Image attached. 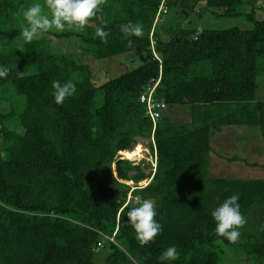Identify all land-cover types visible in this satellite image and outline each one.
Returning <instances> with one entry per match:
<instances>
[{
	"label": "trees",
	"instance_id": "1",
	"mask_svg": "<svg viewBox=\"0 0 264 264\" xmlns=\"http://www.w3.org/2000/svg\"><path fill=\"white\" fill-rule=\"evenodd\" d=\"M161 1L106 0L97 12L106 25L93 18L82 31H50L26 43L23 11L44 0H0V66L10 70L0 78V264H95L101 251L102 264H230L227 250L264 260V179L213 177L210 156L219 142L213 147L211 136L225 127H256L264 146L257 96L264 3L165 0L155 21ZM171 11L182 20L165 21ZM194 13L244 18L252 28L192 27ZM128 22L141 24L143 36L125 38L120 25ZM97 27L109 32L106 44ZM64 38H74L76 54L52 50L51 40ZM123 54L139 66L100 85L78 58ZM68 80L76 92L57 105L52 82ZM156 81L154 98L165 111L154 127L139 97ZM180 108L188 121L166 114ZM139 141H148V174L140 162L116 156ZM213 158L224 169L236 162L264 167L238 156ZM129 193L152 200L162 225L143 247L127 224V211L137 206ZM233 194L247 221L236 243L215 233L211 216ZM173 245L179 258L159 260Z\"/></svg>",
	"mask_w": 264,
	"mask_h": 264
},
{
	"label": "clouds",
	"instance_id": "2",
	"mask_svg": "<svg viewBox=\"0 0 264 264\" xmlns=\"http://www.w3.org/2000/svg\"><path fill=\"white\" fill-rule=\"evenodd\" d=\"M105 3L106 0H44L43 4L35 3L23 11L27 26L22 29L21 35L26 43H31L33 40L41 39L45 33L52 30L58 32L82 31L93 18L100 19L101 25H106L108 21L102 17H97L100 6ZM45 8L48 9L50 15L45 13ZM120 29L125 38L143 36V26L141 24L128 22L127 24H121ZM200 31L202 29H198L197 35ZM95 35L103 43H107L109 32L105 31L104 27H97ZM131 44L132 41L129 40L128 45L131 46ZM9 71L7 67L0 66V78H6ZM52 88L57 105L63 104L66 98L73 96L76 92V85L72 80H68L63 84L59 81H53ZM116 156L122 157L123 155L119 152ZM129 198L134 199L137 206L127 211V224L132 226L136 233V239L143 247L152 242L161 233L162 225L155 219L157 213L152 200L142 199L140 195L132 196L131 193H129ZM238 200V194L226 197L211 212L216 224L215 233L226 238L230 243L238 242L241 235L239 229L247 222L240 211ZM105 238L108 240V237ZM178 258L179 252L174 245L167 247L158 257L161 261H174Z\"/></svg>",
	"mask_w": 264,
	"mask_h": 264
},
{
	"label": "rangeland",
	"instance_id": "3",
	"mask_svg": "<svg viewBox=\"0 0 264 264\" xmlns=\"http://www.w3.org/2000/svg\"><path fill=\"white\" fill-rule=\"evenodd\" d=\"M264 3V0H255V6ZM45 13H48V9L45 8ZM50 15V13H48ZM184 18V15L181 16ZM263 15L258 19H263ZM178 20H182L178 17L175 11L169 12L168 15L165 16V21L168 22H177ZM189 21H191L190 26L198 27V28H206V29H229V28H239V29H251L252 24L247 22L244 18H214L209 13L197 15H190ZM87 25H92L87 24ZM185 26H189L187 22L184 24ZM56 31V30H52ZM58 32V31H56ZM74 38H64V39H52L51 46L52 50L57 53H72L76 54L78 52L77 47L75 46ZM76 58V56H75ZM79 58L84 64H87L92 72H93V83L95 85H100L109 79H112L118 75L125 73L131 69L139 66L140 62L131 58L130 54H123L117 57L109 58V59H94L89 56H85L84 58ZM76 58V59H78ZM257 96L258 99L263 101L264 103V75H260L257 79ZM7 103H4L3 106H6ZM166 114L175 122H186L188 121V114L185 109H174L173 111L166 112ZM18 133H21V129L16 128ZM220 131V132H219ZM215 132L211 136V144L213 146L214 141H219L217 148L213 150V154L211 152L210 156L212 158V167H211V175L213 177H226L227 173L235 175V177L239 178H254V179H264V167L259 168H249L244 166L241 163H234L232 165L223 164L226 166V169L220 165L213 156L216 158L219 157H231L238 156L248 162H257L264 163V146L262 144V139L259 133V129L256 127H225L221 130ZM214 147V146H213ZM134 150L136 154L132 151ZM124 151L126 154L124 157L126 160H130L135 164L139 163L141 170L148 174L151 168V159L150 150L148 141H139L138 145H135L133 149ZM122 153V152H121ZM129 153V154H128ZM122 156V158H124ZM220 159V158H219ZM225 162V161H224ZM215 163V164H214ZM227 163V162H226ZM113 168V167H112ZM227 172V173H226ZM115 176V174H113ZM127 185H131L130 183H126ZM144 183L138 184L143 185ZM261 219V218H260ZM227 250V249H226ZM106 254V251H101L96 256L95 264H102L103 258ZM226 256L229 258L228 262L230 264H256L257 261L250 256L243 255L240 251H230L227 250ZM261 264H264V260H262Z\"/></svg>",
	"mask_w": 264,
	"mask_h": 264
},
{
	"label": "built area",
	"instance_id": "4",
	"mask_svg": "<svg viewBox=\"0 0 264 264\" xmlns=\"http://www.w3.org/2000/svg\"><path fill=\"white\" fill-rule=\"evenodd\" d=\"M164 1L162 0L160 6L158 8L157 15L155 17V21L159 18L160 13H165ZM158 81L154 83L153 87L148 88L144 93H142L139 97V101L141 104L145 105V115L150 118L152 124L155 126L156 122L159 120L161 113L165 109V105L162 102H158L154 98L155 87L157 86ZM109 241H112V238H107ZM98 247L101 246L100 243L97 244Z\"/></svg>",
	"mask_w": 264,
	"mask_h": 264
},
{
	"label": "bare ground",
	"instance_id": "5",
	"mask_svg": "<svg viewBox=\"0 0 264 264\" xmlns=\"http://www.w3.org/2000/svg\"><path fill=\"white\" fill-rule=\"evenodd\" d=\"M131 151H132V150H131ZM132 152H134V153H131V154H136V152H135L134 150H133ZM153 153H154V152H153ZM121 154L124 155V156L126 155L124 152H122ZM128 154H129V153H128ZM151 172H152V171H151ZM152 174H153V173H152Z\"/></svg>",
	"mask_w": 264,
	"mask_h": 264
}]
</instances>
